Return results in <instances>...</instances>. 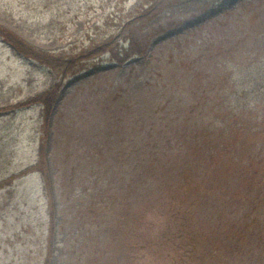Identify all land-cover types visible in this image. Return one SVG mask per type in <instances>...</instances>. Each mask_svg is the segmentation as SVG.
Returning a JSON list of instances; mask_svg holds the SVG:
<instances>
[{"label": "rangeland", "instance_id": "374dc122", "mask_svg": "<svg viewBox=\"0 0 264 264\" xmlns=\"http://www.w3.org/2000/svg\"><path fill=\"white\" fill-rule=\"evenodd\" d=\"M61 1L0 0V26L142 53L92 51L45 121L60 77L0 40V264H264V109L236 93L264 82V0Z\"/></svg>", "mask_w": 264, "mask_h": 264}, {"label": "trees", "instance_id": "16d2710c", "mask_svg": "<svg viewBox=\"0 0 264 264\" xmlns=\"http://www.w3.org/2000/svg\"><path fill=\"white\" fill-rule=\"evenodd\" d=\"M60 1L61 0H56V3ZM77 14H79V12H77ZM0 39L4 43L12 46L18 55L27 58L31 61H34L38 63L40 66L51 68L60 77V81L55 83L50 90H48L46 93L42 95L36 96L35 98L29 101V102H38L43 106V116L45 120H47L50 116L52 105L54 104L57 98V94L60 90V83L63 82L61 80H63L67 76L69 77L75 75L79 73L81 70L88 67L89 62L83 63V59H85L87 56L93 53L92 51H99L95 53H100L108 49L112 56L111 57L112 60L119 65L126 62L132 56L142 53L141 48L136 44V40L133 38L130 39L129 44L127 46L121 47L118 50H115L113 47L109 46L107 44L108 41L99 38H94L88 40L89 41L88 45L91 46V48L93 47L92 49L84 47L78 53L63 50L56 54L43 52L30 46L25 41L14 35L8 29L3 28L2 26H0ZM242 90L236 92L239 93L238 99L240 100L242 98L248 99V103H251L255 108L264 109V82L261 83L260 81H257L256 84L254 85L253 92L251 93L250 92L246 93V91L244 90V94H241ZM29 102H25L18 105H26ZM248 103L244 102L242 104L243 105L246 104L248 106L246 109L250 110L251 106ZM151 208H155V207L153 205H148L147 207H145V210ZM180 236L184 238L186 236L189 237L187 241V245H188L187 250L190 251L189 252L187 251L186 254L189 255L191 251H193V254L196 255L197 246H198L197 244L199 243V239L196 238L197 233L192 231L189 234H186L184 231H181Z\"/></svg>", "mask_w": 264, "mask_h": 264}]
</instances>
